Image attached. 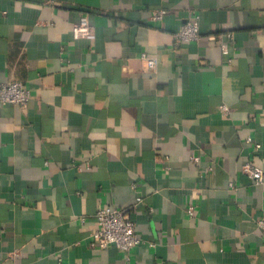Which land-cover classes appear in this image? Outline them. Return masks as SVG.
Returning <instances> with one entry per match:
<instances>
[{"label":"crops","instance_id":"1","mask_svg":"<svg viewBox=\"0 0 264 264\" xmlns=\"http://www.w3.org/2000/svg\"><path fill=\"white\" fill-rule=\"evenodd\" d=\"M55 1L0 0V82L32 94L0 102V264H123L90 245L105 205L143 240L128 264H264V182L242 171L264 170V0Z\"/></svg>","mask_w":264,"mask_h":264},{"label":"built area","instance_id":"2","mask_svg":"<svg viewBox=\"0 0 264 264\" xmlns=\"http://www.w3.org/2000/svg\"><path fill=\"white\" fill-rule=\"evenodd\" d=\"M45 4L56 5L55 0H43ZM167 14V9L156 8L152 10L151 19L154 21L163 20ZM73 34L76 38L86 37L91 40L96 38L94 27L89 20L88 15L81 16L80 20L73 27ZM200 22L195 15H191L181 25L180 29L175 33L176 44H187L192 41L201 39ZM228 51V50H225ZM144 60L148 68L155 69L159 64L157 56L144 55ZM32 97L28 86L19 80H10L0 82V102L5 104L24 105L30 101ZM222 109L227 110L226 105H222ZM251 141V137L247 138ZM262 147L261 143H255L254 148L257 152ZM195 161L199 157H193ZM211 169V168H209ZM242 171L253 179L256 183L264 182V170L253 161H247L242 166ZM234 185L233 183H231ZM143 198H137L139 204ZM190 216L196 214V206L191 204L187 207ZM97 228L90 235V245L93 248L105 249L110 246H116L123 250L129 258V254L133 248L142 243V238L137 233L135 221L130 214L123 208L111 205L100 206L96 212ZM258 227L264 242V214L258 218ZM123 264H128V262Z\"/></svg>","mask_w":264,"mask_h":264}]
</instances>
